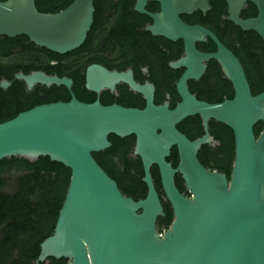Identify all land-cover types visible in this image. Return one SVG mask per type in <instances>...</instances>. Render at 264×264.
I'll return each instance as SVG.
<instances>
[{
	"label": "water",
	"instance_id": "95a60500",
	"mask_svg": "<svg viewBox=\"0 0 264 264\" xmlns=\"http://www.w3.org/2000/svg\"><path fill=\"white\" fill-rule=\"evenodd\" d=\"M148 0H136L135 11L148 15L152 36L181 41L183 56L169 64L183 69L175 90L180 101L154 104V86L139 84L131 71H109L100 65L85 70L86 90L99 95L113 92L119 83L142 96V109L117 104L103 106L98 98L82 103L71 93L68 102L37 105L0 123V160L29 161L48 157L71 171L70 180L52 234L40 243L35 264L47 258L68 264H264V91L253 96L237 57L208 29L188 25L183 15L210 11L209 0H150L160 11L147 13ZM227 21L244 32H254L264 45V0H223ZM35 0L0 1V37L25 36L36 47L64 55L78 49L93 23V0H73L65 9L39 13ZM247 3L255 17L241 19ZM210 39L215 51L204 53L198 43ZM215 60L231 83L233 97L219 103L198 100L188 88L199 81L206 62ZM28 89L34 85L62 86L72 80L43 72L19 74ZM0 84L1 89L8 87ZM201 119L203 135L189 140L176 127L189 117ZM228 127L234 137V161L228 180L209 171L197 159L202 145L213 139L208 122ZM262 124L255 137L253 128ZM135 138L132 154L140 159L146 196L134 201L99 167L93 153L111 147L108 136ZM175 147V168L166 159ZM156 166L163 194L174 219L160 233L156 220L164 216L150 169ZM182 178L190 197L175 185Z\"/></svg>",
	"mask_w": 264,
	"mask_h": 264
},
{
	"label": "trees",
	"instance_id": "16d2710c",
	"mask_svg": "<svg viewBox=\"0 0 264 264\" xmlns=\"http://www.w3.org/2000/svg\"><path fill=\"white\" fill-rule=\"evenodd\" d=\"M1 2L5 0H0ZM73 0H35L34 5L39 13L53 14L65 9ZM95 1V0H94ZM210 11L202 14L199 11L190 16H181V20L188 25L198 24L210 30L219 41L229 49L241 63L253 96L264 91V45L254 32H244L233 23L227 21L226 4L223 0H209ZM257 10L254 5L242 9L240 18L247 19L255 17ZM95 13L93 23L84 43L76 50L64 55L50 52L46 49L36 47L30 43L25 36L9 39L0 37V52L5 47L17 46L23 48V42L29 45V49L22 52L20 57L21 72L28 75L31 72H43L49 76L67 77L72 80L71 91L62 86H42L44 98L37 103L22 108L20 111H11L0 123L14 118L18 113L29 110L37 105L54 102H68L71 93L82 103H92L97 98L101 105L108 106L117 104L125 108L142 109L145 102L141 95L128 90L125 85L122 90L113 92L104 90L97 96L85 88V70L93 64L94 60L88 61L84 53L87 44L94 43L93 33L95 31ZM235 38L232 39L230 36ZM178 47L183 53V44L180 41ZM197 50L204 53L215 51V45L210 39L205 43L196 45ZM98 57L92 54L91 58ZM110 56L106 55L105 59ZM90 58V59H91ZM175 56L173 59H177ZM99 62V61H97ZM17 63V55L12 58H0V78L13 80V69ZM30 67L28 70L23 68ZM107 70L123 72L125 66L116 64L100 63ZM132 66V65H131ZM130 66V67H131ZM134 68V66H132ZM147 75L145 81L154 86V104L161 105L169 103L172 109L180 101L175 87H167L156 76L154 66L145 65ZM140 72V71H139ZM215 75V76H214ZM211 76L216 77L220 84L218 95L213 98L209 96L208 80ZM13 90L17 94L22 91V82L14 80ZM142 84L141 82L137 81ZM199 83H202L199 85ZM196 85H199L196 86ZM191 94L207 103H219L230 100L233 97L231 83L224 77L220 66L215 60L207 62V72L199 82L188 83ZM7 106H0V110H6ZM189 140H195L204 133L201 119L198 116L186 118L176 127ZM262 130V124L254 126L253 131L257 138ZM210 137L217 145L211 147L209 144L202 145L197 153V159L209 171L225 174L230 179V173L234 161V137L232 131L221 123L213 120L208 122ZM111 147L100 153H93L92 157L101 169L116 183L120 192L134 201L146 196V186L142 182L143 171L140 159L132 154L135 138L133 136L118 138L114 135L108 136ZM173 168L176 167L178 156L176 148L173 147L170 156L166 159ZM19 168L25 170V175L19 179V190L12 196L0 191V264H35L40 252V243L49 237L54 229L59 209L62 205L65 192L70 180L71 171L63 165L51 161L48 157H39L29 161L20 157H11L0 160V174L5 169ZM150 173L158 193L164 216L157 218V231L163 233L169 229L174 215L170 204L166 200L161 189L159 174L156 166H152ZM4 180L0 178V188ZM175 185L179 192L185 197H190L186 191L182 178L175 175ZM69 260L61 258H47L38 264H68Z\"/></svg>",
	"mask_w": 264,
	"mask_h": 264
},
{
	"label": "flooded vegetation",
	"instance_id": "af4514ba",
	"mask_svg": "<svg viewBox=\"0 0 264 264\" xmlns=\"http://www.w3.org/2000/svg\"><path fill=\"white\" fill-rule=\"evenodd\" d=\"M135 3L136 0H93L94 20H96L95 31L93 33L94 43L87 44L83 49L84 53L88 61L94 60L93 64L96 65H100V63L103 62L106 64L110 63L125 66L123 72L131 71L133 79L142 84L147 83L144 79V76L147 75V68L145 65L151 64L154 66L155 76L163 84L167 85V87H175L177 80L183 73V69H171L169 64L183 56V53H181L178 47L180 41L172 42L163 37L152 36L150 32L147 31V27L152 24L151 18L146 14L136 12ZM248 4L250 3H247L244 8H246ZM144 9L147 13L151 14L160 11L159 4L150 0L147 1ZM230 38L234 39L235 37L231 35ZM23 44V48L19 47V45H9L0 52V58L6 57L10 59L17 55V63H15L13 67L14 70L17 69V72L13 74V80L0 78V84L2 82H7L9 84L5 89L0 88V106H7L6 110H0V120L5 119L11 111L18 112L22 108L35 104L38 100L44 98L42 85H34L31 89H28L22 80L16 79V75L22 74L20 68L21 54L24 49H29V45L26 42H23ZM92 54H97L98 57L91 58ZM106 55H111V57H109L110 60L105 59ZM175 56H178V58L173 59ZM205 64L206 69L202 77H204L207 72V62ZM131 65L134 66V68ZM29 68L30 67L25 64L23 69L26 71ZM214 76H211L208 80V93L209 96L213 98H215L220 91V84ZM14 80L22 82L20 83L22 84V91L17 90V94L13 90ZM201 84L202 83H199V85ZM199 85L196 86L199 87ZM124 86L125 84L119 83L115 87V90H122ZM209 145L214 147L217 144L212 141ZM25 173L24 169L19 168L5 169L0 174V178L4 180V184L0 188L1 193L9 196L17 193L19 190V179L25 175Z\"/></svg>",
	"mask_w": 264,
	"mask_h": 264
}]
</instances>
